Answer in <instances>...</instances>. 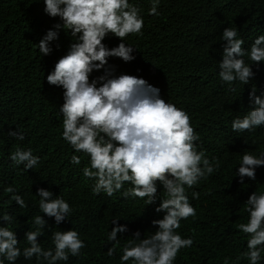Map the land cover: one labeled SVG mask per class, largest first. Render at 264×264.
<instances>
[{
    "label": "trees",
    "instance_id": "1",
    "mask_svg": "<svg viewBox=\"0 0 264 264\" xmlns=\"http://www.w3.org/2000/svg\"><path fill=\"white\" fill-rule=\"evenodd\" d=\"M130 3L141 9L143 35H130L121 41L109 34L103 43L109 49L121 42L131 44L135 59L125 62L109 57L106 69L110 68L114 76L135 75L158 87L171 103L190 114L200 136L198 151L220 163L219 170L207 180L186 188L197 215L182 220L177 231L184 238H194V244L181 250L175 264H223L226 256L232 258L230 264H249L247 259L236 261L248 250V236L237 225L249 218L244 202L255 191L264 193V166L256 169V180L245 177L244 185L236 172L245 151L257 156L264 151V129L237 133L232 131V121L251 109L242 94L249 93L253 84L264 94V62L252 65L255 75L248 84L237 81L233 85L237 91L230 92L228 84L219 78L223 45L227 43L220 37L228 27L237 29L238 38L247 29L264 34V0H161L158 16L148 14L151 0ZM44 9L43 0H0V216L4 212L12 215L9 227L16 232L21 250L29 246L25 234L36 230L30 219L41 215L47 226L38 242L45 249H54L55 231L77 230L87 245L83 255H70L67 262L59 264H121L123 245L134 239L136 231L141 232L142 239L153 234L158 226L152 221L166 213L155 211L159 200L147 205L139 198H123V190L131 187L128 183L111 197L93 194L95 181L86 179L82 172L90 157L75 152L62 138L59 110L64 90L47 82V75L75 41L62 28L55 29L62 21L48 16ZM206 22L215 24V30L204 36ZM49 30L58 31V39L49 42L52 51L43 55L38 44ZM244 48L250 50L247 44ZM104 74L105 69H101L90 78ZM11 131L22 132L24 139L9 136ZM17 147L31 149L40 157L35 169L25 171L23 165H14L9 157ZM72 155L82 158L80 165L71 163ZM9 186L18 189L27 207L20 208L11 200V194L5 192ZM157 187L162 193L163 185L158 182ZM40 188L52 191L53 198L62 196L71 205L73 211L61 223L39 210L40 197L36 194ZM194 191L200 193L198 200L192 199ZM165 197L161 194L160 198ZM114 219L128 231L119 234L117 251L109 257L112 243L107 242V235L116 226ZM7 226V221L0 220V227ZM261 255L260 264H264V252ZM16 264L37 262L21 256Z\"/></svg>",
    "mask_w": 264,
    "mask_h": 264
},
{
    "label": "clouds",
    "instance_id": "2",
    "mask_svg": "<svg viewBox=\"0 0 264 264\" xmlns=\"http://www.w3.org/2000/svg\"><path fill=\"white\" fill-rule=\"evenodd\" d=\"M43 2L45 13L62 21L54 26L55 29L62 28L75 41L47 75V82L64 90V103L59 110L63 117L62 138L75 152L90 157L82 172L86 179L95 181L93 194L105 193L111 197L128 183L131 187L123 190V198H139L147 205L159 200L155 211L166 213L162 219L152 221L154 227L158 226L153 234L142 239L141 232L136 231L134 239L123 245L121 264H175L181 250L194 244V238H184L177 231L182 220L197 215L186 188H193L218 171L219 160L210 161L205 152L198 151L196 141L200 136L192 126L190 114L171 103L158 87L135 75L114 76L110 68L106 69L109 57L125 62L135 59L133 45L121 42L118 47L109 49L103 41L109 34L121 41H126L130 35L142 36L145 21L140 8L130 0ZM160 2L151 0L149 15L160 14ZM212 30L215 24L206 22L204 36ZM250 32L255 30L247 29L239 33L238 38L237 29L228 27L220 37L227 43L223 45L219 78L228 84L232 93L237 91L233 86L237 81L246 85L254 77L253 64L264 62V34ZM55 39H58V31L49 30L38 44L39 52L49 55L52 51L49 42ZM244 44L250 50H245ZM101 69H105L104 75L90 78L94 71ZM242 97L251 109L232 121V131L264 129V94L257 92L253 84L252 90ZM8 135L24 139L20 131H11ZM9 158L14 165H23L25 171L35 169L40 162V157L34 156L31 149L19 147ZM81 161L80 156L72 155V164L80 165ZM260 166H264V151L258 156L245 151L236 172L240 184L244 185L245 177L256 180V169ZM158 182L163 185L162 193L158 192ZM5 192L11 194V200L20 208L28 206L17 188L9 186ZM161 194L166 197L160 198ZM36 195L40 197L39 210L54 217L57 224L73 211L62 196L53 198L50 190L40 188ZM199 198L200 193L194 191L192 199ZM244 203L249 218L246 223L238 224L237 229L248 236V250L240 253L236 261L247 259L249 264H260L264 252V193L255 191ZM0 220L8 224L0 227V264L5 261L16 264L21 256L26 260L35 258L37 264H59L67 262L70 255L80 257L82 249L87 247L77 230H68L55 231L52 235L54 249H45L38 237L44 234L47 221L36 215L30 219L36 230L25 234L29 246L21 250L16 232L9 227L12 215L4 212ZM118 221H112L116 226L107 235V242L112 243L107 251L109 257L117 251L119 234L128 231L127 226L119 225ZM231 259L226 256L223 264H230Z\"/></svg>",
    "mask_w": 264,
    "mask_h": 264
}]
</instances>
